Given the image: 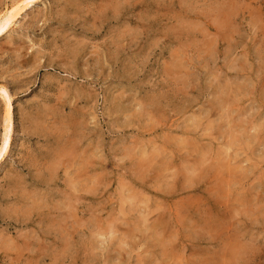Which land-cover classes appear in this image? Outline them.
<instances>
[{"label":"rangeland","instance_id":"rangeland-1","mask_svg":"<svg viewBox=\"0 0 264 264\" xmlns=\"http://www.w3.org/2000/svg\"><path fill=\"white\" fill-rule=\"evenodd\" d=\"M3 86L0 264H264V0H33Z\"/></svg>","mask_w":264,"mask_h":264},{"label":"bare ground","instance_id":"bare-ground-1","mask_svg":"<svg viewBox=\"0 0 264 264\" xmlns=\"http://www.w3.org/2000/svg\"><path fill=\"white\" fill-rule=\"evenodd\" d=\"M33 0H21V4L22 6L19 7L18 5L15 7H12V9L9 11L8 16L2 18L0 20V34L2 33V31L7 27V25L11 22V20L19 13L20 9H22L25 6H28ZM108 5V4H107ZM0 90L2 92H6L4 86L0 87ZM6 111H5V131L3 133L2 136V140H1V146H0V157L3 156V154L5 153V151L7 150L8 146H9V130H10V119H11V111H10V103H9V99L7 98L6 100ZM51 115V114H50ZM37 128V127H36ZM192 182V181H191ZM221 223V222H220Z\"/></svg>","mask_w":264,"mask_h":264}]
</instances>
